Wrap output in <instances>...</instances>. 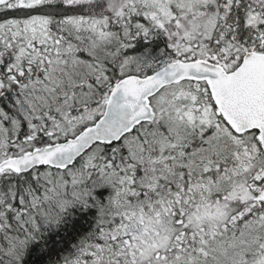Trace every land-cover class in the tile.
Listing matches in <instances>:
<instances>
[{
  "label": "snow or ice",
  "instance_id": "1",
  "mask_svg": "<svg viewBox=\"0 0 264 264\" xmlns=\"http://www.w3.org/2000/svg\"><path fill=\"white\" fill-rule=\"evenodd\" d=\"M0 264H264V0H0Z\"/></svg>",
  "mask_w": 264,
  "mask_h": 264
}]
</instances>
